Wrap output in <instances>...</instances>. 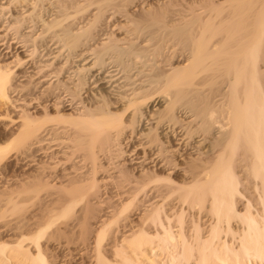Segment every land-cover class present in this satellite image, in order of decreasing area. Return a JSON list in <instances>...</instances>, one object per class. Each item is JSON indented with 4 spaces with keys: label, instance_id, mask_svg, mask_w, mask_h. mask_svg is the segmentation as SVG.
<instances>
[{
    "label": "bare ground",
    "instance_id": "6f19581e",
    "mask_svg": "<svg viewBox=\"0 0 264 264\" xmlns=\"http://www.w3.org/2000/svg\"><path fill=\"white\" fill-rule=\"evenodd\" d=\"M33 1L0 0V106L13 109L0 114L8 123L0 165L11 157L15 167H38L0 182L13 215L25 213L10 241L0 230V263L52 264L45 246L56 241L80 264H115L107 248L118 264H138L119 250L121 239L141 264H264V0H157V8L121 0L123 13L114 0H96L93 24L111 6L133 19L69 76L58 60L96 28L66 24L80 14L70 8L78 0H57L50 21L37 13L46 0ZM50 32L52 49L59 40L64 49L49 48L41 37ZM86 73L105 86L93 90ZM19 75L29 84H17ZM30 204L42 217L27 214Z\"/></svg>",
    "mask_w": 264,
    "mask_h": 264
},
{
    "label": "rangeland",
    "instance_id": "374dc122",
    "mask_svg": "<svg viewBox=\"0 0 264 264\" xmlns=\"http://www.w3.org/2000/svg\"><path fill=\"white\" fill-rule=\"evenodd\" d=\"M35 1V0H34ZM33 1V2H34ZM71 1V3L72 4H74V2L76 1V0H69V2ZM89 1H90V3H89ZM101 1V0H100ZM57 2V3H56ZM113 3V5L115 4V6H121L120 8H119V10L121 11V9H122V3H118V2H122L121 0L120 1H118V0H114V1H112ZM151 2L155 5L154 7L155 8H157L156 6V4H157V0H151ZM37 3V1H35V4ZM71 3H69V5L71 6ZM75 3H78V5H72L70 8H72L71 10L72 11H74V12H77L78 13V11H80L79 13L80 14H78V15H76V16H74L75 14H77V13H74V12H69V13H73L72 15L74 16V17H76L75 19H73V21L72 20H70V19H72V18H74L72 15H70V21H67V25L68 26H72V25H74L75 24V26H72L71 28L72 29H74V31H76L78 28L80 29V27H81V29L83 28L84 30H85V28H86V26H87V28H86V30L88 29H92V30H95V28H96V30L92 33L93 35H96V37L95 36H92V34H90V36H92L94 39H96V40H94V39H92V40H90L92 37H87V38H89V42L88 41H86L87 43H86V45H83V46H80V45H82V44H80L78 47L79 48H77V49H75L74 51H73V53H71V54H69V55H67L68 53H66L67 51L66 50H64L65 52L63 53V55L64 54H66L67 56H63L62 57V59H59L58 60V62H57V64H59L58 66H64L63 68V70H64V75L65 76H69V75H74V74H72L73 73V71L77 68V67H79V66H82V65H89L91 62H92V59L94 58V56L93 55H91L92 53V51H91V47H93L94 48V44H96V45H99V44H101L102 43V41H107L106 39H104V38H108V36L110 37V38H112V39H115V38H121V37H123L124 36V34H126L125 32H126V26H129V22L128 21H130V24H131V18L133 19V17H131L130 18V20H129V18H128V16H126V14H122L123 13V11H121L122 13H120V11L118 10V12H116L115 10H117L116 9V7L115 6H111V7H108V9H107V12L106 13H104L103 14V17H102V20L100 19V21L97 23V22H95V23H97V24H93L92 23V21L90 22V20H95L94 18H93V16H94V14H96L97 12H98V10H99V6H97V4L98 5H100V3H96V0H93V2L91 1V0H78L77 2H75ZM82 3V4H81ZM91 3H93V4H96L95 6H93V5H91ZM39 5H37V8H40L41 9V11H37V13H40V14H38V15H40V16H43V19H45V20H47V19H49L48 17H51L50 19L52 20L53 18H55V16H57L56 15V13H54V12H57V11H55L56 10V8L58 9V1L57 0H46V1H44V2H39L38 3ZM118 4V5H117ZM75 6V7H74ZM77 6V7H76ZM25 7H28V9L27 8H25ZM31 7L32 6H24V9H23V11H25V9H26V11H31L32 9H31ZM78 7H81L80 9H82L83 8V11L82 10H79V8ZM112 7H115L114 9H113V11H110V9L112 8ZM74 8L77 10V11H75L74 10ZM85 8V9H84ZM22 8H20L19 7V9L17 8V9H15L14 7H13V10H12V13L13 14H15V15H17V13H19L20 12V10H21ZM30 9V10H29ZM152 9H154V8H152ZM16 10V11H15ZM22 11V10H21ZM33 11V10H32ZM70 11V10H69ZM114 12H116V13H114ZM53 13L55 14V16L53 15ZM58 14V13H57ZM140 15V14H139ZM54 16V17H53ZM38 17V16H37ZM36 17V18H37ZM45 17V18H44ZM50 19L48 20V21H50ZM94 22V21H93ZM74 23V24H73ZM92 23V24H91ZM86 24V25H85ZM96 25V27H91V25ZM79 25V26H78ZM89 26H90V28H89ZM41 28H38L37 30H35V31H38L39 30V33L41 32V30H40ZM77 31H79V30H77ZM76 31V32H77ZM83 31V30H82ZM82 31H80V32H82ZM33 32H34V30L32 31V34H33ZM96 32V33H95ZM97 32H99L98 34H97ZM38 33V34H39ZM47 33V32H46ZM46 33H44L45 35H43L44 37H41V38H45V41H47V42H49V41H51V42H49V43H51V44H48L49 45V48L50 49H52V46L54 45L53 43H54V40L53 39H55V38H51V37H48L49 36V34H51V32L50 33H48V34H46ZM101 33H102V36H101ZM35 34H37L36 32H35ZM37 34V35H38ZM37 35H35V36H37ZM48 35V36H47ZM52 35V34H51ZM97 35H100L101 37H102V39H101V37L99 36H97ZM46 36H47V38H49V41H48V39L46 38ZM52 37H55V36H52ZM115 37V38H114ZM40 38V39H41ZM86 38V37H85ZM47 39V40H46ZM83 39H84V37H83ZM42 40H44V39H42ZM55 40H58L57 39V37H56V39ZM85 40V39H84ZM83 40V41H84ZM100 40V41H99ZM38 41H40V40H38ZM60 41V40H59ZM55 42V43H58V48H63L64 49V46H60V45H62L64 42L62 41L61 43L62 44H59L60 42ZM44 42V41H43ZM39 43H41V44H43L42 43V41H40ZM83 43V42H82ZM45 44H47V43H45ZM85 44V43H84ZM153 44V43H152ZM51 45V46H50ZM95 45V46H96ZM13 46V45H12ZM15 46V45H14ZM39 46H41V45H39ZM56 45H54L53 47H55ZM4 47H2V48H0L1 50L3 49ZM47 49V52H48V50H50L48 47H46ZM58 48H56V50H59ZM92 48V49H93ZM43 49V50H42ZM62 49V50H63ZM43 52H46L45 50H44V47L43 48H40V50H38V51H40V52H38L37 51V55L35 56V60H37V59H42L43 57H40L41 56V54H43L42 53V51ZM53 50V49H52ZM55 49L53 50V51H56ZM61 50V49H60ZM169 52V54L171 55V53H170V51H169V49L168 50H164V52H163V54H162V56H161V60H162V62H163V64H165V65H167L168 63H166V61L168 62L169 60V57H170V55L169 54H167V52ZM43 55H45V54H43ZM164 55V56H163ZM169 55V56H168ZM68 56H69V59H67L68 58ZM37 57V58H36ZM50 58V57H49ZM44 60V59H43ZM68 60V62H64V61H67ZM70 60V61H69ZM166 60V61H165ZM21 70L22 69H20V71L18 72V73H20L21 72ZM66 72H68V73H66ZM71 72V73H70ZM102 72H103V70H102ZM70 73V74H69ZM62 74V75H63ZM87 74V80L91 77V74L90 73H86ZM97 74V72H94V75H96ZM23 75H19V77H18V82L19 83H17V84H20V85H28L29 84V79L28 78H26V77H22ZM104 75L103 74H100V75H97V79H96V77L95 78H93V82L94 81H96V80H99V78H101V77H103ZM72 77V76H71ZM62 78V77H61ZM28 80V81H27ZM55 80V79H54ZM89 81H90V79H89ZM57 83L55 82V85H56ZM90 84H93V83H91V81H90ZM33 85L34 84H32L31 85V87L30 88H34L33 87ZM95 88H94V87ZM105 85H103V84H101V82L100 81H98V83H96V84H93V85H91V87H93L94 89L93 90H95V91H98V87L99 88H103ZM7 107L8 108H10L9 107V105L8 106H5V105H3V106H0V108L2 109L1 111H0V114H3V112L5 111V109H7ZM11 109V108H10ZM12 111H13V109H11ZM15 110H17V109H15ZM50 111L52 112H55L54 110H52V109H50ZM13 116H15V117H18L19 115H18V113L17 112H13ZM14 117V118H15ZM8 123L6 122V124H0V130L1 129H4V127H5V125H7ZM1 133L3 134L0 138H2L3 139V141H0L1 143L0 144H3V142H5L6 143V140L5 139H7L5 136L6 135H4V132H2V130L0 131V135H1ZM6 134V133H5ZM2 139H0V140H2ZM63 140H67V138L66 139H63ZM59 142H62V143H64V141H59ZM69 141H66L65 143H68ZM51 144V142H46V144ZM45 144V143H44ZM62 145H64V144H62ZM29 153V154H28ZM34 152H27L26 154H28L27 155V157H26V155L25 156H23L24 158H27L29 161L30 160H34V161H39L41 158H42V154L40 153V152H37V154H36V152L33 154ZM57 152H54V154H56ZM80 154H82V153H79L78 155H80ZM33 155V156H32ZM78 155H76L75 156V158L78 156ZM30 158H29V157ZM54 157H58V156H54ZM62 160L65 158L64 157V155H63V157L61 156L60 157ZM74 157H73V160L72 161H78L80 158H77V159H75ZM10 159V160H9ZM7 161H6V164L5 163H3V167L0 165V182H2L3 184H5V183H7L8 181H9V179H11V178H13V175H15V174H20V173H24L25 171L26 172H28V173H31L32 171H36L37 170V168L35 167V166H33V167H27V169L25 168V166L24 165H20L21 167H18V166H14V163H13V161H11V157L9 158ZM58 159V158H57ZM60 159V160H61ZM11 163H10V162ZM59 162V161H57V160H54L53 161V163L54 162ZM75 161H74V164H75ZM50 163L52 162V161H49ZM65 162V161H64ZM62 163H63V161L62 162H60V164H57V166H58V168H59V170H63L62 168H64L63 166H65L66 167V165H62ZM79 163H81V162H77L76 164H79ZM4 164H5V166H4ZM63 164H67V163H63ZM73 164V165H74ZM75 164V165H76ZM81 165V164H80ZM80 165H78V166H80ZM51 166V165H50ZM68 166V165H67ZM18 167V168H17ZM22 167H24V169H25V171H23L24 169L22 168ZM49 167V166H48ZM60 167H62V168H60ZM5 168V169H4ZM22 168V169H21ZM51 168V167H50ZM5 170V171H4ZM8 170V171H7ZM15 170H16V172H15ZM47 170V169H46ZM14 171V172H13ZM49 171V173H50V171H51V169L50 170H48ZM53 171V170H52ZM47 172V171H46ZM3 173V174H2ZM4 175H6V176H4ZM22 175V174H21ZM4 195H2V196H0V217L1 218H4V219H1L0 218V230L2 231H0L1 232V234H3V237L4 236H6V237H4V239L3 240H8V241H10L9 240V238H11L10 237V235H11V233H10V231H9V229H11V227H16L18 224H20V222L18 221V222H16L17 221V219H15V218H21V217H19V216H22L23 218H22V220H24V214L22 213V215H19V214H14L13 215V212H12V207H11V205L10 204H8V197H6V196H4ZM43 202H46L45 200L43 201ZM28 207L30 208L29 209V212H27V214L29 213L30 214V211H31V213H33V212H35L36 211V213H38V211L40 210V209H38L39 207L37 206V207H31V204L30 205H28ZM32 209V210H31ZM36 213H34V214H36ZM205 213V212H204ZM28 214V215H29ZM39 214V216H41L42 217V214H40V213H38ZM206 214H207V216H206ZM204 215H205V217H207L206 219H205V217H204ZM201 217V219H200V217ZM40 217V219H38V221H41L42 220V218ZM187 219L188 220H190V219H192V217H190V216H188L187 215ZM197 218L199 217V225H201L200 227L203 229V227L204 228H206V226L208 227V225H209V223H207L208 221L207 220H209V218H211V215L210 214H208V213H205V214H203V213H201V215H198V216H196ZM204 217V218H203ZM204 219L206 220V223H205V221H204ZM13 220H15V222L13 221ZM19 220H21V219H19ZM13 221V222H12ZM35 221H36V219H35ZM210 221V220H209ZM10 222H12V223H10ZM5 223V224H4ZM10 225H9V224ZM13 223L14 224H16V226H14L13 225ZM25 223V222H21V224H20V226L21 225H23V224ZM12 224V225H11ZM5 225H7V226H5ZM204 225H206V226H204ZM9 226V227H8ZM11 226V227H10ZM40 226V225H39ZM118 226H115L114 227V229H116ZM5 228H8V229H6L5 230ZM6 231V232H5ZM119 231V230H118ZM35 232V231H34ZM5 234H7V235H5ZM119 235V239H120V237H121V232L118 234ZM11 240H13V239H11ZM44 240V239H43ZM45 241H47V239H45L44 241H42L43 243H44V245H46L47 243H49L48 241L47 242H45ZM120 243L121 244H119L120 246V248H119V250H126V252H127V254L129 255V257H131V258H135L134 260L135 261H137V263L138 264H141L143 261L145 262V263H147V261H146V259L144 258V257H141V256H138V257H136V255L134 254V252L132 251V250H130V248H128V246L126 245V243H122L121 242V239H120ZM80 246V245H79ZM126 246V247H125ZM45 247H48L47 248V250H45V254H48V255H46L47 256V258L50 260H48L49 262H51L52 264H63V263H65V264H68V263H70L71 262V264H80L82 261H83V259L81 258V259H78V258H80L79 256H76V255H73V254H77V252H73L74 251V248H72L71 250H72V253H71V251L68 249H66L65 250V248H59L58 247V242H56V241H52L51 242V244H47ZM77 247H78V245H77ZM108 247V246H107ZM75 248H76V246H75ZM125 248V249H124ZM63 249V250H62ZM111 249V248H110ZM110 249H105L108 253L106 254V252H104L105 254H106V257L107 256H109V257H107L108 258V260H110V262H113V263H115V264H118L119 263V259H118V257L117 256H114L115 255V253L114 252H112V250L110 251ZM105 250H103V251H105ZM69 251H70V253H71V255L70 254H68L69 253ZM91 251H93V250H91ZM152 251V249H148L147 250V252H148V255H150V256H153L154 255V253H152L151 252ZM48 252V253H47ZM111 253V254H110ZM67 254V255H66ZM92 254H93V252H92ZM9 255H11V253L9 252ZM112 255V256H111ZM134 255V256H133ZM68 256V257H67ZM70 256H71V258H70ZM162 256V258H160ZM164 254L163 253H161V252H159V254L157 253V255H156V257H157V259H159L160 261L164 258ZM111 257H114L113 259H111ZM139 257H141V258H139ZM69 258V259H68ZM116 259H118L117 261H116ZM139 259V260H138ZM15 260V261H14ZM142 260V261H141ZM140 261V262H139ZM75 262V263H74ZM1 264V263H0ZM10 264H27V263H23V261H22V259L20 260H18L17 261V259H13L12 261H11V263ZM29 264V263H28Z\"/></svg>",
    "mask_w": 264,
    "mask_h": 264
}]
</instances>
